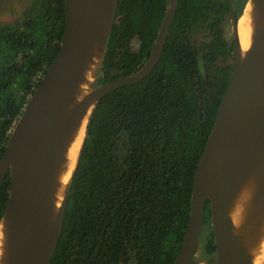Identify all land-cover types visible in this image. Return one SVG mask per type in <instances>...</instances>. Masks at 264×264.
<instances>
[{"label": "trees", "instance_id": "16d2710c", "mask_svg": "<svg viewBox=\"0 0 264 264\" xmlns=\"http://www.w3.org/2000/svg\"><path fill=\"white\" fill-rule=\"evenodd\" d=\"M247 0H178L161 57L144 79L107 93L88 120L50 264H172L188 225L195 171L233 66L226 37ZM170 0H119L95 86L149 59ZM65 0H35L0 28V160L60 48ZM0 185V219L10 191ZM202 241L215 264L206 204ZM197 259L194 260L195 264Z\"/></svg>", "mask_w": 264, "mask_h": 264}, {"label": "water", "instance_id": "95a60500", "mask_svg": "<svg viewBox=\"0 0 264 264\" xmlns=\"http://www.w3.org/2000/svg\"><path fill=\"white\" fill-rule=\"evenodd\" d=\"M251 1L257 17L253 41L246 52L238 31L243 11L237 15L232 10V73L195 171L189 221L172 264L194 263L205 228L207 201L215 264H253L251 250L263 235L264 0ZM118 3L65 0V32L59 52L29 98L0 160V185L8 175L11 183L0 219L8 233L5 264L51 263L62 234L76 165L56 208L58 176L75 132L84 119L88 124L100 98L147 77L161 57L178 0H170L144 65L131 75L95 86ZM95 59L98 65L90 91L78 101L79 85ZM246 187L250 197L236 225L232 210Z\"/></svg>", "mask_w": 264, "mask_h": 264}, {"label": "bare ground", "instance_id": "6f19581e", "mask_svg": "<svg viewBox=\"0 0 264 264\" xmlns=\"http://www.w3.org/2000/svg\"><path fill=\"white\" fill-rule=\"evenodd\" d=\"M243 16L240 17L238 23V31L240 36V43L243 52H246L253 41V35L256 27V17L255 6L253 1H249L243 10ZM98 65V60L89 65V68L85 71V77L79 85V90L77 92L78 101L83 99L90 91L92 82L95 78V72ZM86 120L84 119L82 125L78 131L75 132L73 140L69 146L66 153V158L62 164L58 179V186L56 189V208L61 204L65 190L67 188L70 177L76 165L79 150L85 136ZM250 197V190L248 187L243 189L238 197V200L232 210L233 222L238 225L241 222L244 213V204L247 203ZM264 230V228H263ZM8 244V233L7 225L5 221L0 223V264H5L4 258L7 253ZM253 254V264H264V231L261 240L253 247L251 250Z\"/></svg>", "mask_w": 264, "mask_h": 264}, {"label": "rangeland", "instance_id": "374dc122", "mask_svg": "<svg viewBox=\"0 0 264 264\" xmlns=\"http://www.w3.org/2000/svg\"><path fill=\"white\" fill-rule=\"evenodd\" d=\"M35 0H0V28L17 21L27 11ZM243 0H234L236 8H239ZM226 37L230 45H233V25L226 24ZM211 231V226L207 230ZM195 264H209V258L205 254V243L201 241L197 251Z\"/></svg>", "mask_w": 264, "mask_h": 264}, {"label": "flooded vegetation", "instance_id": "af4514ba", "mask_svg": "<svg viewBox=\"0 0 264 264\" xmlns=\"http://www.w3.org/2000/svg\"><path fill=\"white\" fill-rule=\"evenodd\" d=\"M242 16H243V14H242ZM230 21H231V23H232V18H231V20H230ZM230 21H229L228 23H230ZM232 25H233V23H232ZM232 40H233V39H232Z\"/></svg>", "mask_w": 264, "mask_h": 264}]
</instances>
